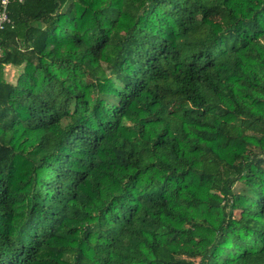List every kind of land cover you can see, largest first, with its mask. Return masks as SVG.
Segmentation results:
<instances>
[{
  "label": "clouds",
  "instance_id": "clouds-1",
  "mask_svg": "<svg viewBox=\"0 0 264 264\" xmlns=\"http://www.w3.org/2000/svg\"><path fill=\"white\" fill-rule=\"evenodd\" d=\"M54 2L44 20L12 24L11 35L0 24V60L8 57L9 69H18L0 77L9 93L0 110L32 113L30 127H0L4 143L23 151V166L6 184L8 207L0 205V215L10 210L12 248L35 247L36 264H77L81 253L79 264H171L178 255H193L191 264H264V35L241 47L245 38L234 32L236 21L264 10V0H188L191 17L183 13V23L180 15L164 17L165 8L146 20L151 0H83L77 20L84 42L39 51L29 30L64 27L56 17L68 0ZM169 31L164 56L150 59L152 38ZM94 45L98 58L86 54ZM69 57L76 67L64 71ZM49 79L47 99L61 114L54 127H37L51 115L41 111V85ZM130 81L142 87L121 111ZM78 93L79 111L75 100L64 107ZM148 117L158 122L140 136ZM116 120L105 133L101 124ZM93 133L106 137L98 147ZM157 138L163 146H154ZM89 160L95 168H87ZM83 170L88 176L78 182Z\"/></svg>",
  "mask_w": 264,
  "mask_h": 264
},
{
  "label": "trees",
  "instance_id": "trees-1",
  "mask_svg": "<svg viewBox=\"0 0 264 264\" xmlns=\"http://www.w3.org/2000/svg\"><path fill=\"white\" fill-rule=\"evenodd\" d=\"M64 0H59V3H63ZM82 3L83 0H68V8L64 13H61L56 17V21L64 20V27L61 29V32L58 33L57 29L59 28V23H50L48 26V30L46 32H39L38 30H29L28 38L31 39L36 47L37 50L43 51L49 45H53L55 47H59L60 45L69 42L73 45V47L80 46L84 40L83 36L79 32L80 23L77 20V13L79 12L77 4ZM233 3H249L251 0H231ZM188 3V0H151L150 8L146 10L147 15L145 19L151 16L153 13L157 11V9L165 8L163 13L164 17L173 16V15H180L181 16V23H183V13H188L189 17H191V12L187 7H184ZM171 5V9H167V5ZM57 3L54 0H26L25 4H19L18 0H10L8 6V13L9 17L12 21V24H16L19 28L23 23H26L27 20H44L49 12L57 7ZM211 11H215L214 9ZM80 19L87 15V9L83 12H80ZM208 13H205L207 16ZM167 23L166 20L163 18H158V24ZM11 24V25H12ZM8 25L5 27L4 35H11L8 29L11 27ZM71 26V27H69ZM187 31V29H185ZM234 32L237 36L243 35L244 36V43L241 47H247L250 41H255L259 36L264 35V10L261 13H257L254 15L250 20H246L243 23L241 21H236V27L234 28ZM232 33L230 32L228 36L224 37L223 39L227 40L231 38ZM173 37V33L169 31L167 33V37L160 39L159 35L154 36L152 38V49L157 51L154 52L153 56L150 59H156L158 56H164L165 51L170 45V39ZM100 39H107V37H102L100 34L97 35V40ZM150 49V50H152ZM87 55H92L98 58V45L91 46L88 50ZM8 57H5L3 60H0V77L5 78L4 76V68L7 65ZM71 66L75 68L76 65L71 64V58H66L61 61L60 67L62 70L66 71L68 67ZM208 66V65H206ZM189 67H193V65H189ZM51 76V74H49ZM131 87L129 88L128 95L123 96L121 98V103L123 107L120 109L123 111L127 107L130 106L131 100L137 96L138 91L141 90L142 81L133 83L132 81L129 82ZM27 84L29 87H35L33 82V76H29L27 79ZM41 87L43 88V95L45 97L44 100L41 101V111H49L51 115L47 122L43 120L41 117V123L37 125V127L44 126V127H54L58 115L61 113H56L52 111V104L54 101H48V97H51L52 89L54 87L52 79H49L47 84H42ZM8 89L2 88L0 89V100H6L8 96ZM31 95V93H29ZM83 93H78L75 97H69L64 101V107L68 106L72 100L76 101V111H79L80 108V100L83 97ZM87 103V101H84ZM0 121L3 123L0 124V127L3 128L4 131H7L10 128L16 127L18 124H27L29 127L31 126L32 122V113L29 111L27 114H16L14 116H9L8 109L5 108L4 110H0ZM158 122V118L156 117H148L143 120L142 123H139L138 126V134L140 136H144L146 133L147 125L150 123ZM120 124L119 120H116L115 123L112 121H108L106 124H101V127L104 128L105 133H111L114 129H116ZM77 128H80L83 132H86L87 129H84L83 125H77ZM127 130V129H126ZM163 135H166L164 133ZM93 141L97 147L99 143L103 141L106 137L104 134L96 135L95 133L92 134ZM77 138L79 139L80 136L77 134ZM10 139H15V137H11ZM47 137L40 142L38 147L41 149L44 147L46 143ZM27 139L20 141L21 144L27 143ZM165 141L162 138H157L156 144L154 146H163ZM127 144V140H125V145ZM122 145L121 147H123ZM67 147L71 149L73 145L67 144ZM122 155V154H119ZM23 156V151H13V147L8 146L4 143L3 136L0 135V186H4V191L0 192V205L7 208L9 201H8V187L6 186L7 182L11 180L16 172L20 170L23 166V161L21 157ZM132 153L129 152L127 158L122 160V163H125L127 166L126 160L130 159ZM65 161H67L68 156L65 154L64 157ZM62 167V166H61ZM96 167V164L91 160L87 163L88 169H93ZM139 173H137V176ZM88 176V171L83 170L79 173V180L78 182L83 181ZM136 179V176L130 177L129 182L131 183ZM164 188L160 189V194L162 195ZM130 195V194H129ZM264 202V201H262ZM264 212V209L261 210ZM241 217L243 213L240 214ZM10 216L9 212H5L3 215H0V264H36L37 260V249L35 247H25L24 243L20 244L19 250L12 248L9 244L8 234L10 231V225L8 223V219ZM119 219V217H117ZM76 229L70 228L69 233H74ZM264 236V230L258 231V237ZM264 250V249H262ZM245 255V254H242ZM83 258V253L78 256L77 264H79V260ZM194 259L193 255L183 256L178 255L175 259L171 261V264H191V261Z\"/></svg>",
  "mask_w": 264,
  "mask_h": 264
},
{
  "label": "built area",
  "instance_id": "built-area-1",
  "mask_svg": "<svg viewBox=\"0 0 264 264\" xmlns=\"http://www.w3.org/2000/svg\"><path fill=\"white\" fill-rule=\"evenodd\" d=\"M9 3H10V0H8V3L6 5L3 3V0H0V24L3 25L4 29L8 25L12 24V21L8 13Z\"/></svg>",
  "mask_w": 264,
  "mask_h": 264
},
{
  "label": "rangeland",
  "instance_id": "rangeland-1",
  "mask_svg": "<svg viewBox=\"0 0 264 264\" xmlns=\"http://www.w3.org/2000/svg\"><path fill=\"white\" fill-rule=\"evenodd\" d=\"M18 69H9V67H5L4 68V76H5V79L8 78V73L9 71H11L12 75H15V72L17 71Z\"/></svg>",
  "mask_w": 264,
  "mask_h": 264
},
{
  "label": "crops",
  "instance_id": "crops-1",
  "mask_svg": "<svg viewBox=\"0 0 264 264\" xmlns=\"http://www.w3.org/2000/svg\"><path fill=\"white\" fill-rule=\"evenodd\" d=\"M8 67V66H7Z\"/></svg>",
  "mask_w": 264,
  "mask_h": 264
}]
</instances>
